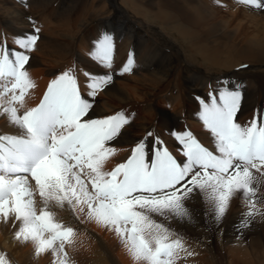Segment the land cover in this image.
<instances>
[{
    "label": "snow or ice",
    "instance_id": "snow-or-ice-1",
    "mask_svg": "<svg viewBox=\"0 0 264 264\" xmlns=\"http://www.w3.org/2000/svg\"><path fill=\"white\" fill-rule=\"evenodd\" d=\"M239 3L264 10V0ZM34 32L14 42L31 50L39 29ZM93 45L90 56L111 68L113 36L103 34ZM26 51L0 46V110L21 130L19 135L0 134V216L5 221L10 214L15 216L21 225L15 238L31 240L37 255L52 250L59 257L53 264H68L65 245L74 243V229L56 219L49 210L51 204L81 213L86 207L89 219L114 229L133 258L145 264H174L185 251L179 236L174 237L154 216L191 221L185 201L196 190L214 205L217 222L236 193L248 202L241 227L260 213L256 203L258 189L264 186V113L254 115L247 125L237 122L242 104L238 86L230 88L221 82L216 88L210 86L207 102L197 97L198 115L214 137V151L190 131L173 133L184 161H178L158 138L151 148L142 139L126 161L105 171L106 161L116 151L110 144L129 118L123 112L89 118L93 103L68 71L49 82L39 104L21 113L26 95L35 87L25 67L30 60ZM133 64L130 54L122 71H132ZM85 76L87 96L93 98L113 79L109 74ZM36 194L43 204L39 212ZM0 264H9L4 254Z\"/></svg>",
    "mask_w": 264,
    "mask_h": 264
},
{
    "label": "bare ground",
    "instance_id": "bare-ground-1",
    "mask_svg": "<svg viewBox=\"0 0 264 264\" xmlns=\"http://www.w3.org/2000/svg\"><path fill=\"white\" fill-rule=\"evenodd\" d=\"M24 1L0 0L2 10L0 18L4 29L12 28L15 33V37L10 36L11 41L33 32L29 29L30 24L26 25V20L32 18V15L20 7ZM27 1L28 4H37L41 23L50 20L48 8L52 0ZM56 1H59L57 7H61L60 0ZM127 3L128 5H125L121 0H69L55 15L57 22L50 24L51 26L49 23L43 24L46 30H43L41 35L44 40H41L43 42L41 49L45 46L47 51L51 47L50 50L56 54L57 51L64 53L61 56L63 60L72 55L89 60V62L85 60L89 67L90 61L101 66L100 72L90 69L86 73L97 76H99L97 73L109 74L114 79H120L119 81L125 78V81H113L104 86L103 101L101 99L95 101L90 115L97 111L100 113L101 104L105 106L104 110L108 111L109 107L115 108L135 101L145 102L146 112L142 115V120L137 122L138 128H152V123L149 125L147 119L153 115L154 120L156 113V119L168 127L167 133H171L174 126L184 123V127L190 129L192 134L197 133V138L203 140L206 147L214 151V137L199 118L200 108L195 110L192 94L204 96L202 91L206 87L216 88L224 82L228 87L232 88L235 85L242 91L244 101L239 114L245 112L241 119L244 125L251 121L257 111L264 113V10L241 4L239 0H127ZM214 4L224 6L227 10L215 11L212 6ZM87 25L90 26L91 32L85 39H79L77 35ZM103 34H111L114 39L115 50L111 68L99 64L90 56L94 48L93 42ZM60 36L64 42L61 45L58 43ZM74 40L82 45V49L88 55L83 56L81 51L70 48ZM52 41L54 45L51 46L49 43ZM38 46L35 49L40 51ZM7 48L13 50L10 45H7ZM16 51L24 50L19 48ZM130 54L134 60L133 74L119 78L117 70L122 69ZM36 55L37 53L32 54L27 67H34L33 65L38 63L48 65L51 62L46 54L39 55L43 60ZM242 65L246 67L242 68ZM26 70L30 79L42 73L41 69ZM230 78L231 80L227 81ZM87 79H84V82H87ZM171 81H174V85ZM40 85L43 86L42 82ZM45 88L38 92L41 93ZM167 91H170L166 97L171 98L170 103L174 110L172 113L156 104H159L158 100L164 97ZM28 96L32 98L31 94ZM88 99L92 102V98ZM25 103L27 104V100ZM33 104L34 102L28 104V108ZM0 134L19 135L21 130L11 124L8 115L5 114V117L0 118ZM165 136L166 139H170L168 137L170 135ZM167 142L168 145L171 144L170 146L178 144L177 146L181 148L173 139ZM116 165L117 159L111 156L106 161L104 170L113 169ZM30 183L34 184V181L30 180ZM202 194L196 190L192 197L185 201L191 212V221L175 218L170 221L177 230L191 234L194 238L203 239L202 245L208 249V235L214 231L222 234L226 231L224 228H231L230 223L233 220H227L228 215L225 214L220 221H215L214 206L207 198L205 200ZM201 195L203 201L200 200ZM35 201L40 210L43 204L39 195ZM200 204L205 215L203 212L201 214ZM59 208L54 204L49 206V210L56 214V219L60 217L56 212ZM80 214L82 216V213ZM81 216L79 215L80 218ZM251 219L257 218L254 216ZM61 222L64 224L63 217ZM252 225L253 228L248 224L247 227L240 229L241 238L230 240L232 245L229 244L231 245L229 264H264V253L261 254L264 250L262 239L264 222ZM20 227V222L15 220L14 215L10 214L7 221L0 216V254L6 256L9 264H20L21 258L14 249L15 233ZM257 230H261V233ZM247 233L257 235L250 237L247 243L243 244L241 240ZM216 242L221 246L219 238ZM29 247L33 249L31 244ZM186 261L188 264L193 263L188 259Z\"/></svg>",
    "mask_w": 264,
    "mask_h": 264
},
{
    "label": "rangeland",
    "instance_id": "rangeland-1",
    "mask_svg": "<svg viewBox=\"0 0 264 264\" xmlns=\"http://www.w3.org/2000/svg\"><path fill=\"white\" fill-rule=\"evenodd\" d=\"M68 1L69 0H60L61 7H57V4L59 3V1L52 0L51 3L49 2V8H48L49 14H48V16H49L50 20H46V22H42V23L40 21V18H41V17H39L40 11L38 10L37 4L36 5L35 4H28L29 2L27 0H25L23 2V4L20 6L26 13L32 15V18L26 20V23H27L26 25L29 26V24H30L29 29L33 31L31 34H37L34 32V29H39L38 40H37L36 46L31 50H28V51L24 50V51H26V54L29 55V57H31L32 54H34V53H37L36 57H39V55L41 56L42 54L44 56L46 54V57H48V59L51 61L48 65L38 63V64L33 65L34 67H27L28 64L25 66L26 69H33V71H36V69L37 70L41 69V71H42L41 74L35 76L36 78L33 76L31 77L32 82L35 83V87H37V88L39 86H41L40 85L41 82H42V85L49 83L51 80L55 79L58 75L62 74L65 71H68L76 77L78 83H80L79 85H81L87 89V87L85 86L86 82H84L83 84H81V82H79L81 80V78L83 77L82 73L83 72L86 73L90 69H96L97 70L96 72H100L99 69L101 68V66L99 67L98 65H95V63L90 61L91 67H89L87 65V62H89V60H87V59H81L80 57L78 58V56H72V55L70 56L69 55V57H66L63 60L61 57L64 54L63 52L57 51V54H56V53H54L55 51L52 52V50H50L51 47L48 48L46 51L45 46H43V48L41 49V46L43 43L42 41H44L43 37H41V35L44 32L43 30H46L45 26L43 24L49 23L48 25L51 26L52 24L57 22V20L54 18L55 15L61 11V9L67 4ZM121 2L125 5H128L127 0H121ZM212 6L216 10L214 8L213 9L215 11H218V12H224L227 10L224 6H216L215 4ZM1 12H2V10L0 9V13ZM1 20L2 19L0 18V43L4 42V46L7 47V45H10V48H12L13 50H18L20 48L19 45H17L14 41L10 40V36L15 37L14 31H12L13 29L12 28L4 29V25H3ZM89 27H90L89 25H87L86 28L84 27L79 32L80 34L77 35V37L79 39H85L86 38L85 36L89 35V33L91 32V29ZM58 38H59L58 43H60V45L63 44L64 42H63L61 36ZM39 42H40V44H39ZM38 44H39V46H38ZM49 44L51 46L54 45V41H52ZM72 44L73 45H71V47H70L71 49L81 51L83 53V56L88 55V53L87 52L85 53L84 49H82L83 47L78 41L76 42V40H74V42ZM37 46H38V48H40L41 52L39 51V49L38 50L35 49V48H37ZM39 58H40V60H43L42 57H39ZM85 60L87 62H85ZM92 65H94V66H92ZM80 69H82V70H80ZM79 71H80V73H79ZM117 71H118L117 74H119V78L125 77V75L133 74L132 71L123 72L122 69H119ZM225 72H227V71L225 70ZM193 73L194 72H190V74H193ZM97 74L101 75L100 73H97ZM123 79H121V81H125V78H123ZM119 80L120 79H118V78H115V79L113 78L111 82L119 81ZM229 80H231V78L228 79L227 81H229ZM43 81H44V83H43ZM121 81H119V82H121ZM232 82L234 83V81H232ZM171 83H172V85H174V81H171ZM37 88H35V89H37ZM86 89L83 90L85 93L84 96L86 98H90V99L92 98L93 105L96 103L95 102L96 100H98V99L102 100L103 99L104 87L100 90H97V94L94 98L87 96L88 89H87V91H86ZM33 91L34 90H32V92ZM209 91H210V88L206 87V89L204 91H202L204 96L200 95V94H198V95L192 94L191 95L193 104H195L194 105L195 110H196V108H200V105H198L199 102L197 100V97L203 98L207 102ZM32 92L29 91L25 97V100H27V104L24 102V106H26V108H28V106H29L28 104L31 105L39 97L40 92H36V94L32 98H30L28 95L31 94V96H32ZM169 92L167 91L166 94L163 95L164 97H161L158 100L159 104L158 103H156V104L163 107V109L168 110V113H172L174 110H172V107H171V103H170L171 98L166 97L167 93H169ZM173 92H174V90L172 91V93ZM185 92L186 91L184 88L183 93L185 94ZM187 101L190 104H192L191 100L189 98H187ZM243 101L244 100L242 99V104H243ZM101 105H100V111L101 112L97 113L98 112L97 111V112H95V114L90 115V117L103 118L105 116L114 115L117 112H123L126 114V116L129 118V121H130L129 124H127L124 127V129L122 130V133L120 134V136L115 141H113L111 143L112 145H110L111 147L116 149L113 156H114V158L117 159V164L124 162L126 160V158H128L127 155L129 154V152H131V148L134 147L135 144L139 140H142V139L145 140L147 145L149 146V148H151L150 146L153 145L154 141H156L157 138L163 142L164 146L168 148V150L174 155V157H176L178 160H181V161L185 160V157H183V155L181 154V151H180L181 148L179 146H177L178 144H176V145L173 144L172 146H170L171 144L169 143V145H168V142H167L171 139H173L174 142L176 141L173 133H182L185 130H188L192 133V131L190 129L184 127V123L181 125L179 124V126H174L171 129L172 130L171 133H167L166 131H167L168 127L167 126L165 127L164 122H161L160 120L156 119L157 115L155 113V119L154 120H153V115L147 119L148 120L147 123L149 125H151V123H152V126H153L152 128H149V129L148 128H138L137 122L142 120L141 117L146 112L145 102L142 103L141 101H135L134 103H131V104H127V105L123 104V105L115 106V108L109 107L110 109L108 111H105L103 108L104 105H102V106ZM5 114L6 113H4L2 110H0V118L5 117ZM243 114L238 113V116L236 118L237 122L240 123L242 126L244 125L241 122V119H243L242 118ZM260 114H261V112L257 111L255 113V116H258ZM156 125H158V126H156ZM181 126H182V128H181ZM148 133H152V135L149 136ZM167 134L170 135V136H168V137H170V139H166L165 135H167ZM193 135L200 143H202L204 146H206V143L204 144L203 140H201L199 137L197 138V133H196V135L195 134H193ZM118 153H120V154H118ZM110 170L111 169H108L106 171H110ZM30 184H31L32 188L35 189V182H34V184L33 183H30ZM258 193H259V199L257 200L256 207L258 209H260L261 211L259 214L255 215V217L257 218L256 220H254V219L250 220L251 221L249 223V225L251 226L250 228H253L252 224H259V223L264 222V186L259 187ZM202 195L200 196L201 201H203ZM37 196H38V194H36L35 199L37 198ZM203 197L206 200L205 195H203ZM206 205H207V203H206ZM212 206H214V205L212 204ZM37 207L38 206L36 205L37 212H39V208H37ZM201 207H202V204H200L199 208H200L201 214L203 212V215H205V213H204L203 209H201ZM247 211H248V202L244 199L242 193H236L234 195V198H232L230 200L229 207L225 213L226 215H228L227 220H233V222L230 223L231 225L228 224L231 226V228H228V229H227V227L224 228L223 230H226L225 231L226 233L223 231L222 234L216 233L215 231H214V233L211 232L210 235H208L209 237L207 238L208 239L207 240L208 241V246H207L208 249H205V247H203V245H202L203 239L194 238L191 234L177 230L173 226V224L171 223L170 219H165L163 217H160L159 215L154 216V219H156L158 222H160L162 224H165L170 230L173 231L174 237L179 236V238L182 240L184 246H186L185 251H182L179 254V256L174 261V264H188L186 261L187 259L189 261H193L192 264H229V260H230L229 253H230V247L232 245L231 244L232 241H230V240H234V239H238V238L242 237V235H241L242 231L240 229H243V228L241 227V223L246 218V217H244L245 216L244 214ZM56 212H58L60 214V217L57 219L58 221L61 222L62 217H63L64 218V225L74 229V236H73L74 243L71 245H69V244L65 245V251L67 252L68 264H145L144 261L136 260L133 258L132 254L129 252L126 244L120 239V237L116 234L114 229H110V228L104 226L103 224L97 223L94 219H89L87 216L86 207H85V211L82 213V216L80 214L81 212H79L78 210L76 212H73L67 205H65L64 208H59ZM79 215L81 216V218L79 217ZM68 217H70V218H68ZM77 217H79L80 219L78 220ZM71 221H72V223H71ZM230 229H232V230H230ZM260 231L261 230H259L258 233H261ZM218 234H220V235L218 236ZM255 235H257V234H253V233L248 234L247 233L244 237L245 240L243 239L241 241L243 242V244H246L248 239L252 236H255ZM263 236H264V233H263ZM217 238H219L222 247L219 244H217V242H216ZM262 239H264V237ZM30 244L32 245L33 249H31L29 247ZM229 244H231V245H229ZM188 246H189V248H188ZM14 249L19 254L17 256H19L21 258V260L19 261L20 264H53L54 259L59 258L58 256L54 257L52 250H47V251L37 255L35 253V244L31 240L23 241V240H17L16 239ZM188 252L192 253L191 255L193 258L191 257V255L187 254ZM263 253H264V250L261 251V254H263ZM185 255H186V257H185ZM184 258H185V260H184ZM191 258L193 260H191Z\"/></svg>",
    "mask_w": 264,
    "mask_h": 264
}]
</instances>
